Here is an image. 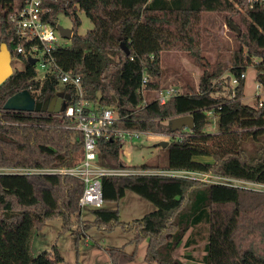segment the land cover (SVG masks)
Instances as JSON below:
<instances>
[{
	"label": "trees",
	"instance_id": "trees-1",
	"mask_svg": "<svg viewBox=\"0 0 264 264\" xmlns=\"http://www.w3.org/2000/svg\"><path fill=\"white\" fill-rule=\"evenodd\" d=\"M20 1L0 0V43L8 48L13 34L9 17ZM66 1L64 13L73 17L71 44L53 52L55 64L61 72L80 77L84 98L115 109L119 119L114 126L170 131L163 129L162 120L186 114L193 118L192 129L182 128L177 132L180 138L171 137L161 148L164 162L132 166L188 169L264 185V101L257 99L254 105L241 101L244 77L240 76L253 65L255 80L264 90V0L255 1L252 8L247 4L238 22L230 24L237 46L228 64L211 69L201 54V13L237 14L236 7L245 5V0ZM77 8L93 25L84 34L76 33ZM166 50L184 51L204 68L196 89L189 86L187 92L159 103L154 94L162 88L160 54ZM23 63L0 84V264H58L62 258L55 249L35 257L29 254L31 234L53 217L60 218L62 232L69 230L72 216L81 209L82 180L2 169L72 166L82 156V135L65 128L63 119L51 113L4 110L3 104L24 89L39 101L60 89L70 96L75 90L67 83L61 86L56 73L37 80L34 66L27 60ZM223 70L228 71V80L236 79L230 97L212 94L219 90ZM209 112L218 118L216 132L206 131ZM247 140L256 141L251 149L245 146ZM120 149L118 139L100 138L99 163L126 166ZM101 186L103 203L117 202L129 190L155 206L127 222L119 220L117 208H91V225L109 231L119 225L133 232L131 252L105 248L111 264L131 261L143 239L147 240L144 264H187L174 260L172 252L189 229L202 223L206 225L203 254L199 260L186 256L189 259L201 264H264V189L152 175L106 176ZM194 242L189 235L184 245Z\"/></svg>",
	"mask_w": 264,
	"mask_h": 264
},
{
	"label": "rangeland",
	"instance_id": "rangeland-1",
	"mask_svg": "<svg viewBox=\"0 0 264 264\" xmlns=\"http://www.w3.org/2000/svg\"><path fill=\"white\" fill-rule=\"evenodd\" d=\"M66 2V0H63ZM237 14L217 11H204L201 13V54L208 69L214 68L217 64H228L233 50L237 46L235 29L230 27L238 22L247 8L245 5H238ZM76 16L80 24L76 28L77 34H84L93 27L91 21L84 11L76 9ZM56 24L64 28H73V17L64 12H58ZM59 42L70 45V39H60ZM11 66L14 69H21L24 63L16 58L11 59ZM160 66L163 70L161 86L163 88L173 87L179 93H185L189 86L197 88L198 78L202 73L203 66L193 61L184 51L166 50L160 54ZM255 68L249 65L244 72L243 96L241 101L245 104L254 105L258 101H264V90L255 80ZM42 70L38 69V77L42 76ZM219 80V81H218ZM218 91L213 95L230 97L231 79L228 80V71L223 70L218 77ZM216 82V81H213ZM62 86V85H61ZM61 86L59 88H61ZM209 124L206 127L208 132H216L218 118L209 112ZM163 129H170L169 121H162ZM155 131L152 134H142L139 137L126 138L120 149V158L127 165H139L142 163H162L165 161V151L157 144L161 141H169L170 136L158 135ZM262 141L261 144H263ZM256 143V141L254 142ZM252 142L247 140L245 146L248 149L253 147ZM206 159V158H204ZM256 186V185H253ZM258 187V186H257ZM264 189V187H261ZM103 207L117 208L120 221H130L140 218L155 209V206L140 197L136 193L127 190L123 197L117 202H104ZM78 215L72 216V226L69 230L61 231V220L58 217L46 219L39 229H35L29 241V254L35 257L42 251H54L61 256L58 264H111L105 251L107 247H124L126 252L134 248L132 242V231H126L116 225L112 230H103L91 225L94 216L88 206L80 207ZM194 238L195 242L188 246L184 245L186 237ZM206 237V225L204 223L189 229L182 239V242L172 252V258L187 264H201L186 256L199 260L203 254V245ZM77 239V240H76ZM76 240V241H75ZM146 239L136 245L135 254L131 261L125 264H144V253ZM156 264V263H153Z\"/></svg>",
	"mask_w": 264,
	"mask_h": 264
},
{
	"label": "built area",
	"instance_id": "built-area-1",
	"mask_svg": "<svg viewBox=\"0 0 264 264\" xmlns=\"http://www.w3.org/2000/svg\"><path fill=\"white\" fill-rule=\"evenodd\" d=\"M245 1L248 7L252 8L253 3L257 0ZM66 3L67 1L63 2V0H21L19 6L9 17V22L13 28V34L10 37L11 47L8 48V50L11 54V59L14 57L22 62L28 58L34 59L32 65L36 69L35 78L37 80L41 81L48 74L56 73L60 78V85L67 83L74 87L75 91L73 96H70V94L66 92L69 94V100L65 101L63 110L56 113H47H51L63 119L65 128L76 130L81 133L82 156L80 160L72 166L19 169L6 168L2 169V171H13L26 174L71 175L77 177L83 182V191L79 198V206H88L90 208H99L103 205L101 180L106 176L152 175L173 178L188 177L212 184H232L234 186L263 189L261 187H264V185L188 169L135 167L132 165L108 167L101 165L98 161V140L100 138L108 139L114 137L122 144L126 138H137L142 134H152L155 131L114 126L115 121L119 119L115 109L112 106L99 107L84 98V89L81 85L80 77L78 75H73L72 72H61L57 67L53 52L60 47L66 46L64 43L59 42V38H66H63L56 29V17L58 12H64ZM55 6H58V9L54 10ZM38 69L42 70L43 74L41 77H38ZM240 76L244 77V73ZM145 82L146 76L144 75L142 77L141 87L139 88L141 93L144 92ZM235 83L236 79L232 78V90H234L233 87ZM60 91L64 92V90ZM176 94H179V92H177L175 88L162 87L155 92L154 100L159 103H165L171 96ZM145 103L146 100L144 99L142 104ZM165 120L169 121L168 119L162 121ZM184 128L186 129L187 127ZM178 131L157 133L158 135L166 134L170 136V138H180V134L177 133Z\"/></svg>",
	"mask_w": 264,
	"mask_h": 264
},
{
	"label": "water",
	"instance_id": "water-1",
	"mask_svg": "<svg viewBox=\"0 0 264 264\" xmlns=\"http://www.w3.org/2000/svg\"><path fill=\"white\" fill-rule=\"evenodd\" d=\"M232 28L235 27L232 25ZM56 29L59 34L66 39H70L72 35L71 28H64L60 25H56ZM238 33L240 30H237ZM121 48L126 54H128V48L124 43H120ZM30 64L34 63V59H27ZM11 54L8 50L7 45L4 42L0 43V84H2L13 72L11 66ZM69 100V94L63 91H57L51 98H45L43 101L36 100L29 91L20 90L9 96L4 104V110H14V111H42V112H58L63 110L65 106V101ZM170 132H175L181 130L184 127L189 129L193 128V118L190 114L176 116L169 120ZM167 141H161L157 144L161 148L167 146Z\"/></svg>",
	"mask_w": 264,
	"mask_h": 264
},
{
	"label": "flooded vegetation",
	"instance_id": "flooded-vegetation-1",
	"mask_svg": "<svg viewBox=\"0 0 264 264\" xmlns=\"http://www.w3.org/2000/svg\"><path fill=\"white\" fill-rule=\"evenodd\" d=\"M60 90H61V89H60ZM60 90H59V91H60ZM52 96H53V95L49 96V98H51ZM47 98H48V97H47ZM43 100H44V99H43ZM43 100H40V101H43Z\"/></svg>",
	"mask_w": 264,
	"mask_h": 264
}]
</instances>
